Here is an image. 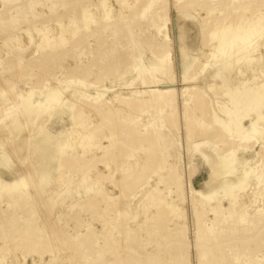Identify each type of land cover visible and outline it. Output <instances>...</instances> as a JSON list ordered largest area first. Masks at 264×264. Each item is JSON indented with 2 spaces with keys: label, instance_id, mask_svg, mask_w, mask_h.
Segmentation results:
<instances>
[{
  "label": "rangeland",
  "instance_id": "374dc122",
  "mask_svg": "<svg viewBox=\"0 0 264 264\" xmlns=\"http://www.w3.org/2000/svg\"><path fill=\"white\" fill-rule=\"evenodd\" d=\"M209 1L0 0V264H264V0Z\"/></svg>",
  "mask_w": 264,
  "mask_h": 264
},
{
  "label": "bare ground",
  "instance_id": "6f19581e",
  "mask_svg": "<svg viewBox=\"0 0 264 264\" xmlns=\"http://www.w3.org/2000/svg\"><path fill=\"white\" fill-rule=\"evenodd\" d=\"M194 2H193V4H191L192 6H194V5H198V4H202V3H205V4H209V2H211V1H209V0H193ZM247 1H249V0H239L238 2H237V9H238V11H236L237 12V14H239L238 12H240L241 10H239V9H241L242 7H243V5H244V3L245 2H247ZM201 2V3H200ZM212 3V2H211ZM178 11V10H177ZM236 14V15H237ZM179 15V14H178ZM264 22H262V24H263ZM262 24H260V26L262 25ZM259 26V27H260ZM258 27V26H257ZM255 30H256V28H254ZM180 30V28L177 30V31H179ZM253 30V29H252ZM181 31V30H180ZM258 31V30H257ZM253 32V31H252ZM255 32V31H254ZM179 34V33H178ZM181 34V33H180ZM180 34H179V38L181 37L180 36ZM178 38V39H179ZM177 39V40H178ZM180 41H181V39H179ZM134 41V40H133ZM135 42V41H134ZM178 43H179V41H178ZM183 45V44H182ZM180 46V45H179ZM184 46V45H183ZM177 48V47H176ZM181 48V47H180ZM180 50V49H179ZM230 51H231V49H229ZM235 51H237V50H235ZM234 51V52H235ZM184 52H186V51H184ZM182 50H181V53H180V55H179V57H181V59H180V61L182 62V60H184L186 57L188 58V60L190 59L191 60V57H189V54L188 53H184ZM233 52V51H232ZM239 52V51H238ZM238 52H236V53H238ZM235 53V54H236ZM179 59V58H178ZM220 62V61H219ZM147 72H149V71H147ZM139 78H140V76H139ZM155 83V82H154ZM153 83V84H154ZM144 84V83H143ZM141 89V88H140ZM147 90V89H146ZM146 91H142V93H145ZM141 93V92H140ZM161 93V95H162V93L164 94V92H160ZM59 97L58 96H50V100H57ZM186 113V112H185ZM5 115H7L6 113L4 114L3 112L0 114V116H2L3 118L5 117ZM234 122H235V120H233ZM234 124V123H233ZM232 124V125H233ZM235 126H236V124H234ZM36 126H34V128H35ZM237 127V126H236ZM236 127H234V128H236ZM8 128V127H7ZM37 128V127H36ZM3 130V129H5L3 126H0V130ZM241 129V127L240 128H238L237 129V132L239 131ZM40 130V129H39ZM39 130H37V132L39 131ZM242 130V129H241ZM9 132V135H12L13 136V134H11V131H8ZM241 133H242V131H240ZM41 133V132H40ZM37 135H38V133H36ZM42 135V134H41ZM40 136V135H39ZM38 136V137H39ZM109 136L116 142V140H117V138L118 137H116V135H113V133L112 132H109ZM10 137V136H9ZM9 137H4L3 135H2V133H0V145L1 146H3V147H6V149H7V146H9L10 144V142H11V140H13V139H11L10 140V138ZM32 137H34L35 138V136L33 135ZM36 139V138H35ZM34 140V139H33ZM37 140V139H36ZM35 140V142H37ZM112 141V140H111ZM39 143H40V141H39ZM42 145V144H41ZM35 146V145H34ZM38 149H39V147L38 146H36ZM43 147V146H42ZM22 148V147H21ZM46 148V147H45ZM7 150H9V149H7ZM17 151H18V149H16ZM23 149H21V151H22ZM10 151H12L11 149H10ZM15 152V151H14ZM23 152V151H22ZM10 153V152H9ZM11 154V153H10ZM16 154V153H15ZM14 155V154H13ZM18 155V154H17ZM11 156V155H10ZM15 157L14 158H16V155H14ZM25 157V156H24ZM23 157V158H24ZM10 158V157H9ZM19 158V157H18ZM11 159V158H10ZM13 159V158H12ZM22 159V158H21ZM16 160H20V159H17L16 158ZM16 160H14V161H16ZM26 160V159H25ZM21 161V160H20ZM25 162V161H24ZM23 162V163H24ZM16 163V162H15ZM26 163H27V161H26ZM25 163V164H26ZM19 165H20V162H19ZM18 165V166H19ZM21 166H22V163H21ZM20 166V167H21ZM26 173V172H25ZM16 185V184H15ZM7 191H10V190H7ZM33 197V196H32ZM43 205V204H42ZM198 215V214H197ZM200 220V218H198V221ZM10 224H8V225H5V224H2V221H0V240H2V241H4V242H6L5 241V238H9L11 235H13V237H19V235H15L14 233H15V231L17 230V228L16 227H14L12 224L9 226ZM215 225V224H214ZM210 226V225H209ZM214 229V226H213V224H212V226H210V227H208V226H205V230L207 229V231H211V229ZM32 229V228H31ZM203 231H204V229H203ZM215 231H217V230H215ZM217 233V232H216ZM3 234V235H2ZM33 234V233H32ZM55 234V233H54ZM54 236V235H53ZM80 236V235H79ZM213 236V235H212ZM50 238V237H49ZM70 238V237H69ZM21 239H25L24 237L23 238H21ZM199 239V242L201 243V236L199 235L198 237H197V240ZM53 240V239H52ZM55 240H57V239H55ZM57 242H60V241H57ZM198 241L196 242V243H199ZM53 243H55V241L53 242ZM199 243V244H200ZM58 244V243H57ZM8 245V244H7ZM202 244H200V246H201ZM60 246H61V244H60ZM198 246V245H197ZM63 247V246H62ZM198 252V251H197ZM60 253V252H59ZM242 253H244V252H242ZM200 254V253H199ZM201 254H202V252H201ZM238 254H240V252L238 253ZM245 254V253H244ZM247 254V253H246ZM242 255V254H241ZM97 257L96 258H98V260H103V258L105 259V256H104V254L102 253V252H98L97 253V255H96ZM211 256V255H210ZM221 256V255H220ZM240 256V255H239ZM244 256H246V255H244ZM201 257V259H203L202 258V256H200ZM222 257V256H221ZM236 257V256H235ZM234 257V258H235ZM243 257V256H242ZM247 257V256H246ZM240 260H245V257L244 258H242L241 259V257L239 258H236L235 259V262L237 263V262H239ZM105 261V260H104ZM103 261V262H104ZM70 262V261H69ZM102 262V261H101ZM245 262L247 263V261L245 260ZM59 263V262H58ZM60 263H61V261H60ZM91 263H92V261H91ZM93 263H96V261L94 262L93 261ZM97 263H99V262H97ZM105 263V262H104Z\"/></svg>",
  "mask_w": 264,
  "mask_h": 264
},
{
  "label": "crops",
  "instance_id": "0c3cea01",
  "mask_svg": "<svg viewBox=\"0 0 264 264\" xmlns=\"http://www.w3.org/2000/svg\"><path fill=\"white\" fill-rule=\"evenodd\" d=\"M25 51V50H24ZM11 97H12V102L11 103H13L14 104V99H15V96H14V94H11ZM6 109L7 110V108L3 105L2 107H0V114L2 113V111H3V109ZM4 125H6V124H3V122H2V119H1V117H0V126H3V127H5ZM15 184H13V186H14ZM0 186H4L3 185V182L0 180ZM4 189H5V186L3 187ZM12 188L11 187H9V188H6L5 190H11Z\"/></svg>",
  "mask_w": 264,
  "mask_h": 264
}]
</instances>
